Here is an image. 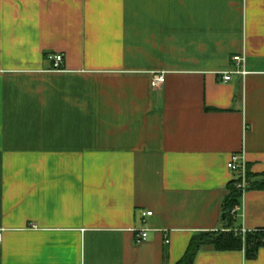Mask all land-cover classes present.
I'll return each mask as SVG.
<instances>
[{"label":"crops","instance_id":"crops-1","mask_svg":"<svg viewBox=\"0 0 264 264\" xmlns=\"http://www.w3.org/2000/svg\"><path fill=\"white\" fill-rule=\"evenodd\" d=\"M240 152L264 172V0H0V264H175ZM239 205L264 230V191Z\"/></svg>","mask_w":264,"mask_h":264},{"label":"trees","instance_id":"trees-1","mask_svg":"<svg viewBox=\"0 0 264 264\" xmlns=\"http://www.w3.org/2000/svg\"><path fill=\"white\" fill-rule=\"evenodd\" d=\"M239 180L234 179L226 186L227 194L222 202L223 231L199 232L192 236L182 258L175 264H194L199 250L209 246L216 252H243L246 260H254L258 250L264 247L262 230L249 232L244 240L236 237L232 232L236 219L232 210L240 204L241 190L236 188ZM246 190L264 191V172L259 176H252L247 172Z\"/></svg>","mask_w":264,"mask_h":264},{"label":"built area","instance_id":"built-area-1","mask_svg":"<svg viewBox=\"0 0 264 264\" xmlns=\"http://www.w3.org/2000/svg\"><path fill=\"white\" fill-rule=\"evenodd\" d=\"M48 60L52 63L53 69H59L61 68L63 64V58L61 55H52L48 57ZM232 63L234 66V70L227 72L223 74V81L228 82L231 79L232 75H239L244 77L246 75V72L244 70H240V67L244 64V58L234 57L232 59ZM165 82L164 74H157L154 75L151 80V88L156 89L162 86ZM227 170L235 175V179L239 180L238 188L241 190V194L243 195L245 189H246V182H247V164L245 160V156L243 152H240L238 154H233L228 163H227ZM233 216H238L240 218H243L242 208L241 205L235 206L232 210ZM151 212H142L140 214L141 218L149 217L151 216ZM249 232L246 231L243 227L237 228L234 230V235L236 237L241 238L244 240V237ZM263 233V243H264V230H262ZM147 239V231L143 230L136 236V243H142ZM0 243H1V233H0ZM166 244H168V241H166Z\"/></svg>","mask_w":264,"mask_h":264},{"label":"rangeland","instance_id":"rangeland-1","mask_svg":"<svg viewBox=\"0 0 264 264\" xmlns=\"http://www.w3.org/2000/svg\"><path fill=\"white\" fill-rule=\"evenodd\" d=\"M236 188L239 189V188H238V184L236 185ZM239 190H240V189H239ZM234 230H236V229H233V230H232L233 233H234ZM221 231H223V229H222Z\"/></svg>","mask_w":264,"mask_h":264},{"label":"water","instance_id":"water-1","mask_svg":"<svg viewBox=\"0 0 264 264\" xmlns=\"http://www.w3.org/2000/svg\"><path fill=\"white\" fill-rule=\"evenodd\" d=\"M223 218V217H222Z\"/></svg>","mask_w":264,"mask_h":264}]
</instances>
